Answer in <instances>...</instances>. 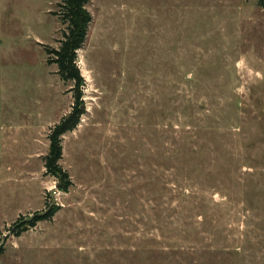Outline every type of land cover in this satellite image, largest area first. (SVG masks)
Returning a JSON list of instances; mask_svg holds the SVG:
<instances>
[{
	"label": "rangeland",
	"instance_id": "obj_1",
	"mask_svg": "<svg viewBox=\"0 0 264 264\" xmlns=\"http://www.w3.org/2000/svg\"><path fill=\"white\" fill-rule=\"evenodd\" d=\"M61 0H0V264H264V10L257 0H91L77 65ZM61 211L16 237L21 218Z\"/></svg>",
	"mask_w": 264,
	"mask_h": 264
},
{
	"label": "trees",
	"instance_id": "obj_2",
	"mask_svg": "<svg viewBox=\"0 0 264 264\" xmlns=\"http://www.w3.org/2000/svg\"><path fill=\"white\" fill-rule=\"evenodd\" d=\"M91 0H61L60 17L63 25H66L67 33L64 35V41L58 50H49V65H56L59 69V75L65 83L75 84L73 89L74 105L71 113L57 125L50 136V153L45 160V169L47 175L53 177L57 183V189L61 193L68 194L73 187V182L67 171L61 166L64 157L63 137L74 133L81 125L82 118L86 115L84 107V96L82 88L85 84L81 71L78 68V52L83 48L92 16L87 9ZM259 7L264 10V0H257ZM52 202L48 200L47 208L42 213H37L33 218H21L14 229L10 230L14 236L20 237L24 232L35 228L39 223L51 222L61 211L60 206L54 202V197L50 195ZM4 255V249H0V260Z\"/></svg>",
	"mask_w": 264,
	"mask_h": 264
}]
</instances>
